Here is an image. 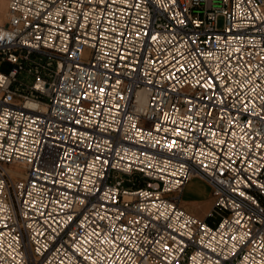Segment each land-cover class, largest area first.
I'll list each match as a JSON object with an SVG mask.
<instances>
[{"label":"built area","instance_id":"built-area-1","mask_svg":"<svg viewBox=\"0 0 264 264\" xmlns=\"http://www.w3.org/2000/svg\"><path fill=\"white\" fill-rule=\"evenodd\" d=\"M0 264H264V0H5Z\"/></svg>","mask_w":264,"mask_h":264},{"label":"crops","instance_id":"crops-1","mask_svg":"<svg viewBox=\"0 0 264 264\" xmlns=\"http://www.w3.org/2000/svg\"><path fill=\"white\" fill-rule=\"evenodd\" d=\"M193 181L194 182L196 181L197 183H200L202 185L204 195H208L211 192V187L209 184H207L203 179H201L199 177H193L189 180V182L185 185V187L182 190L180 204L186 210L190 211L191 213H193L199 217H205L206 212L212 206V202H213L212 198L208 201L201 202L200 204H195V205L190 203L188 200L182 198V194L190 189Z\"/></svg>","mask_w":264,"mask_h":264},{"label":"rangeland","instance_id":"rangeland-1","mask_svg":"<svg viewBox=\"0 0 264 264\" xmlns=\"http://www.w3.org/2000/svg\"><path fill=\"white\" fill-rule=\"evenodd\" d=\"M1 12L4 10L5 0H1ZM222 25L221 19H219V26ZM11 169H17V165H10ZM193 178V177H192ZM207 183V182H206ZM208 184V183H207ZM203 187L200 183H197L196 181L192 183L190 189L182 194V198L188 200L193 205L200 204L201 202L208 201L212 198V201L214 199L212 192H210L208 195H204L203 193Z\"/></svg>","mask_w":264,"mask_h":264},{"label":"bare ground","instance_id":"bare-ground-1","mask_svg":"<svg viewBox=\"0 0 264 264\" xmlns=\"http://www.w3.org/2000/svg\"><path fill=\"white\" fill-rule=\"evenodd\" d=\"M0 4H1V0H0ZM0 10H2L1 5H0ZM138 101L140 104L145 101V94L142 91H139L138 93Z\"/></svg>","mask_w":264,"mask_h":264}]
</instances>
